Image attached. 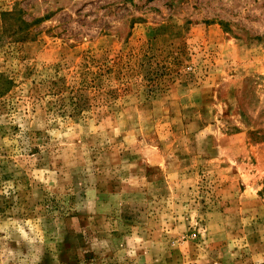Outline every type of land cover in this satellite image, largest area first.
<instances>
[{"label":"rangeland","instance_id":"374dc122","mask_svg":"<svg viewBox=\"0 0 264 264\" xmlns=\"http://www.w3.org/2000/svg\"><path fill=\"white\" fill-rule=\"evenodd\" d=\"M0 264H264V0H0Z\"/></svg>","mask_w":264,"mask_h":264},{"label":"trees","instance_id":"16d2710c","mask_svg":"<svg viewBox=\"0 0 264 264\" xmlns=\"http://www.w3.org/2000/svg\"><path fill=\"white\" fill-rule=\"evenodd\" d=\"M10 91V86L9 84L6 82V87L4 88V90H0V96H4L6 95L8 92Z\"/></svg>","mask_w":264,"mask_h":264}]
</instances>
